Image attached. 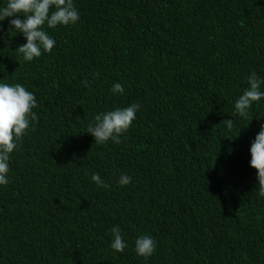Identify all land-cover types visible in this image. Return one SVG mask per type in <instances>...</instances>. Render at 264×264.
I'll return each mask as SVG.
<instances>
[{"label":"trees","instance_id":"obj_1","mask_svg":"<svg viewBox=\"0 0 264 264\" xmlns=\"http://www.w3.org/2000/svg\"><path fill=\"white\" fill-rule=\"evenodd\" d=\"M73 3L76 24L45 26L51 53L29 63L15 51L22 34L0 41V83L31 91L39 118L0 186V264H264V197L250 167L264 99L248 119L234 107L253 71L264 79V0ZM132 104L121 143L95 144V115ZM141 235L156 241L148 259L135 252Z\"/></svg>","mask_w":264,"mask_h":264},{"label":"clouds","instance_id":"obj_2","mask_svg":"<svg viewBox=\"0 0 264 264\" xmlns=\"http://www.w3.org/2000/svg\"><path fill=\"white\" fill-rule=\"evenodd\" d=\"M80 19L73 0H6L0 6V41L11 33L22 34L26 43L20 45L15 51L25 62H33L42 54L51 53L55 47V40L45 30L55 29L57 26H70ZM8 21V33L4 32L3 22ZM98 77V73L94 74ZM247 87L235 102V113L239 117L248 119L249 110L254 103L264 99V79L253 71L247 78ZM85 87H90L87 80L83 81ZM111 91L114 94H123L121 84H114ZM37 107L35 95L19 83L10 85L0 83V186H6L8 181L9 160L19 143L31 131H35L34 123L39 118L33 109ZM139 104H132L125 108H116L112 111L96 114L94 123H90L87 133L95 144L103 145L108 141L121 143L124 136L136 119ZM223 123L230 131L233 120H224ZM250 167L256 171L258 180V195L264 197V124L256 135L250 148ZM98 187L109 188L98 173L91 176ZM118 183L125 186L131 183L128 175H121ZM111 248L122 253L127 244L124 242L119 226L111 229ZM156 251V241L150 235H141L135 241V252L138 256L148 259Z\"/></svg>","mask_w":264,"mask_h":264}]
</instances>
